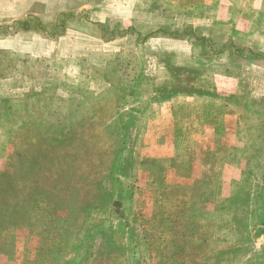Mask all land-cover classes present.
Masks as SVG:
<instances>
[{
	"label": "rangeland",
	"instance_id": "1",
	"mask_svg": "<svg viewBox=\"0 0 264 264\" xmlns=\"http://www.w3.org/2000/svg\"><path fill=\"white\" fill-rule=\"evenodd\" d=\"M0 264H264V0H0Z\"/></svg>",
	"mask_w": 264,
	"mask_h": 264
},
{
	"label": "trees",
	"instance_id": "2",
	"mask_svg": "<svg viewBox=\"0 0 264 264\" xmlns=\"http://www.w3.org/2000/svg\"><path fill=\"white\" fill-rule=\"evenodd\" d=\"M25 22V20L24 21H21V23L23 24V25H25L26 23H24ZM162 33H169L170 35L172 34V32L171 31H169V30H163V29H161L160 30ZM151 35V34H150ZM152 35H154V33H152Z\"/></svg>",
	"mask_w": 264,
	"mask_h": 264
},
{
	"label": "crops",
	"instance_id": "3",
	"mask_svg": "<svg viewBox=\"0 0 264 264\" xmlns=\"http://www.w3.org/2000/svg\"><path fill=\"white\" fill-rule=\"evenodd\" d=\"M48 5V4H47Z\"/></svg>",
	"mask_w": 264,
	"mask_h": 264
}]
</instances>
